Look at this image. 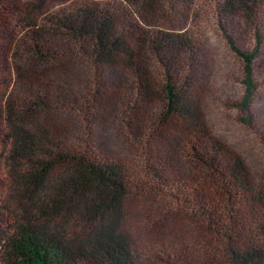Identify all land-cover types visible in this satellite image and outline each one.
Returning <instances> with one entry per match:
<instances>
[{"label": "trees", "instance_id": "trees-1", "mask_svg": "<svg viewBox=\"0 0 264 264\" xmlns=\"http://www.w3.org/2000/svg\"><path fill=\"white\" fill-rule=\"evenodd\" d=\"M213 1L249 125L264 0ZM201 15L200 0H0V264H264V176L204 121ZM107 121L139 177L97 155ZM136 198L151 206L132 236Z\"/></svg>", "mask_w": 264, "mask_h": 264}, {"label": "rangeland", "instance_id": "rangeland-1", "mask_svg": "<svg viewBox=\"0 0 264 264\" xmlns=\"http://www.w3.org/2000/svg\"><path fill=\"white\" fill-rule=\"evenodd\" d=\"M200 7L202 15L194 32L203 55L199 82L205 96L202 104L204 121L213 137L230 153L240 157L256 181L264 176V40L254 62L253 79L256 88L250 105L251 122L247 125L243 121L247 119L246 114L236 106L243 95L242 63L229 50L218 30L216 18L212 14L214 1L200 0ZM239 44L243 49L250 50L254 42L247 36ZM109 121L98 128L95 146L97 155L124 163L130 176L139 177L143 173L142 163L129 147L131 137L117 128L118 122ZM134 203L138 210L133 209V230L130 233L137 236L143 227L148 228L144 218L150 215L151 204L147 198H136ZM0 207L13 209L4 201L0 202ZM145 244L146 239L143 241Z\"/></svg>", "mask_w": 264, "mask_h": 264}]
</instances>
